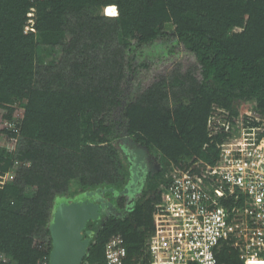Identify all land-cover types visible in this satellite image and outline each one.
Instances as JSON below:
<instances>
[{"label": "trees", "instance_id": "trees-1", "mask_svg": "<svg viewBox=\"0 0 264 264\" xmlns=\"http://www.w3.org/2000/svg\"><path fill=\"white\" fill-rule=\"evenodd\" d=\"M108 6L116 15L103 13ZM170 40L193 62L141 84L147 64H135L137 51ZM236 103L264 112V0H0V109L10 118L23 108L13 155L0 146V171L20 162L0 186V264H48L57 206L86 199L111 209L86 222L81 264H102L116 233L130 264L164 172L195 156L211 161V108ZM133 146L154 169L131 171ZM215 255L216 264H244L226 242Z\"/></svg>", "mask_w": 264, "mask_h": 264}, {"label": "built area", "instance_id": "built-area-1", "mask_svg": "<svg viewBox=\"0 0 264 264\" xmlns=\"http://www.w3.org/2000/svg\"><path fill=\"white\" fill-rule=\"evenodd\" d=\"M255 107L212 106L206 131L216 156L211 161L195 156L164 172L151 229L130 264H216L221 242L236 249L244 264H264V112ZM17 110L8 118L0 109V135L10 142L0 146L10 155L23 116V108ZM19 165L12 158L8 170L0 171V186L13 180ZM126 259L123 237L116 233L105 244L102 264Z\"/></svg>", "mask_w": 264, "mask_h": 264}, {"label": "water", "instance_id": "water-1", "mask_svg": "<svg viewBox=\"0 0 264 264\" xmlns=\"http://www.w3.org/2000/svg\"><path fill=\"white\" fill-rule=\"evenodd\" d=\"M98 208V204L87 200L57 206L50 225L52 249L48 264H81L89 242L81 232L88 220L96 218Z\"/></svg>", "mask_w": 264, "mask_h": 264}, {"label": "rangeland", "instance_id": "rangeland-1", "mask_svg": "<svg viewBox=\"0 0 264 264\" xmlns=\"http://www.w3.org/2000/svg\"><path fill=\"white\" fill-rule=\"evenodd\" d=\"M103 13L105 14L104 10ZM141 61L145 62L147 66L144 69V74L140 76L139 80L141 84L146 85L151 82L156 75L169 71L176 63L180 62L183 67H187L188 64L193 62V56L190 55L188 52L184 51L182 47L176 43L175 40L163 42L156 41L154 44L143 46L137 51L135 57V64H138ZM136 82L137 80L134 79V76H131L129 78V84L131 83L130 85H132L133 88L138 87ZM19 110L20 107H18L17 114H20ZM0 143L3 145H9L10 142L4 136L0 135ZM130 143V140L127 139L122 142L124 151L125 148L129 150ZM140 165L141 164L137 163L134 164L133 167H131V171L136 170L138 167H140ZM147 166V163H144V165L142 163L143 168ZM134 173L136 172L134 171ZM124 194L127 199L133 196V193H129L128 190Z\"/></svg>", "mask_w": 264, "mask_h": 264}, {"label": "flooded vegetation", "instance_id": "flooded-vegetation-1", "mask_svg": "<svg viewBox=\"0 0 264 264\" xmlns=\"http://www.w3.org/2000/svg\"><path fill=\"white\" fill-rule=\"evenodd\" d=\"M132 147V146H131ZM130 146H129V149L131 148ZM132 149V148H131ZM129 150L127 149V151L126 152H128ZM133 152L134 153H136V157L137 158H139L138 159V162H139V164H141L140 165V168H141V171H145V170H148V169H154L155 168V165H156V163H155V160L154 159H152V158H150V157H147L146 155H145V151H144V149H142L140 146H133ZM128 154H130V152L128 153ZM132 156V155H131ZM142 163H143V165H144V163H147L148 164V166L147 167H145V168H143L142 167ZM140 171V172H141ZM140 172H139V175L137 174V175H135L134 177H132L131 179H132V183H133V186H132V188H133V191H132V193H133V195L134 196H136L137 194H138V191L140 190V188H141V183L143 182V178L141 177V175H140ZM131 179H130V181H131ZM87 200V202H93L94 204H98L99 205V208H98V214H97V216H96V218L99 216V209H100V206H102V207H108L109 209H111V207L110 206H107V201H102V202H94V201H90V200H88V199H86ZM82 201H84V200H82ZM88 232V231H87ZM90 232V231H89ZM91 233V232H90ZM90 235V234H89Z\"/></svg>", "mask_w": 264, "mask_h": 264}, {"label": "bare ground", "instance_id": "bare-ground-1", "mask_svg": "<svg viewBox=\"0 0 264 264\" xmlns=\"http://www.w3.org/2000/svg\"><path fill=\"white\" fill-rule=\"evenodd\" d=\"M109 10H111V12ZM104 12L106 15H109V16L116 15V7L115 6H108V7L104 8Z\"/></svg>", "mask_w": 264, "mask_h": 264}, {"label": "snow or ice", "instance_id": "snow-or-ice-1", "mask_svg": "<svg viewBox=\"0 0 264 264\" xmlns=\"http://www.w3.org/2000/svg\"><path fill=\"white\" fill-rule=\"evenodd\" d=\"M111 12V10H109Z\"/></svg>", "mask_w": 264, "mask_h": 264}]
</instances>
